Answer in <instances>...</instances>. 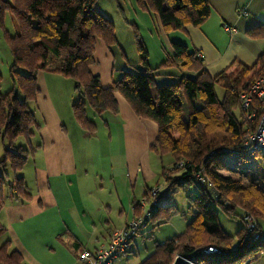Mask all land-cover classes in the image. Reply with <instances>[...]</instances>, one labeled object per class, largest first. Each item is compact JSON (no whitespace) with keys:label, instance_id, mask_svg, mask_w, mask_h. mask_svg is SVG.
<instances>
[{"label":"trees","instance_id":"obj_1","mask_svg":"<svg viewBox=\"0 0 264 264\" xmlns=\"http://www.w3.org/2000/svg\"><path fill=\"white\" fill-rule=\"evenodd\" d=\"M136 1L141 10L155 14L165 34L188 25L200 26L211 14L208 0ZM96 3L97 0H0V14L10 10L19 22V32L9 38L13 57L10 74L14 86L8 93L0 94V135L12 144L20 135L28 139L33 135V129L40 127L28 105L40 93L37 82L40 71L59 73L74 80L76 89L82 90V99L73 103V113L89 132L96 130V124L87 117V106L99 115L105 112L119 114L117 96L121 95L139 118L156 123L158 133L150 149L161 157L170 154L174 159L171 167H163L161 171L168 186L162 200L167 198L169 204L164 205L161 200L155 205L148 224L150 220H169L179 214L171 201L176 190L186 192L194 207V216L185 230L155 246L141 264H172L179 255L192 256L197 264H242L248 257L264 250L263 234L252 240L256 231L264 232V184L256 181L245 184L237 175L227 174L230 169L222 159L226 152L217 151L228 149L233 153L262 154L264 157V153L247 152L245 147L246 135L256 127L262 111L259 108L255 120L247 121L241 99V91L264 69V54L251 67L235 61L213 77L191 45L171 42L173 54L151 68L141 32L137 24L131 22L144 69L127 70L111 85L103 86L100 76L91 70L96 62L97 41L102 40L108 47L119 42L114 23L96 10ZM248 33L264 38V24ZM165 67H178L184 71L181 82L157 85V73ZM217 85L223 91L221 98L216 93ZM17 87L24 96L23 101ZM5 151L4 158L0 156V169L9 164L14 172L21 171L29 157L28 150ZM7 184L17 199L28 201L32 196L24 176L8 182L7 175L0 174V211L4 207ZM194 185H198V192L193 195ZM150 188L145 189L147 196ZM225 200L229 204L225 205ZM212 202L230 217L241 215L244 228L236 232L238 245L235 248L232 247V236L222 228ZM134 210L139 216L142 211L140 201L135 202ZM246 215L257 223L254 231L247 228ZM4 231L0 223V235ZM209 246H215L219 251L203 252ZM0 264H25L23 254L18 249H11V242L6 241L0 246Z\"/></svg>","mask_w":264,"mask_h":264},{"label":"rangeland","instance_id":"obj_2","mask_svg":"<svg viewBox=\"0 0 264 264\" xmlns=\"http://www.w3.org/2000/svg\"><path fill=\"white\" fill-rule=\"evenodd\" d=\"M131 6L139 8L136 0H97L96 10L114 23L115 33L119 42L118 45L108 47L102 40L98 39L97 41L95 52L97 62H95V65L93 64L94 66L92 65L91 70H93L94 74L101 73L104 79L109 76L112 70L115 71L114 79H116L127 70L135 71L136 67L139 70L144 69V65L141 62V52L138 50L133 37L131 22H133L135 16ZM143 12L149 17L148 11L141 10L140 13L143 14ZM149 18L151 23L156 22H153L154 20L151 17ZM150 29L151 32L156 34L155 26L152 25ZM150 31L149 29H144L143 36H145L149 46L152 48L153 55L154 45L152 46L150 43ZM18 32L19 22L15 15L10 10L0 14V94L8 93L14 86L10 74L13 57L9 48V38ZM175 32L185 33V29L165 34L164 46L168 49L172 47L171 42H178L175 41L176 36L173 35ZM156 41L155 38L154 44H156ZM198 56L203 58L200 52ZM22 72L26 71L23 70ZM183 75H185V72L180 69L165 68L158 71L155 79L156 84H178L181 82ZM37 82L40 93L37 99L29 101L28 105L34 111L36 120L41 127L44 126L46 121L48 130L58 133L61 129L66 134L67 139L73 142V155L67 165L59 166L57 172L58 174L63 172L62 176L50 175L49 172L47 174L51 179L50 184L58 202L56 203L55 199L54 203H50V200L44 196L38 176V167L43 166L42 152H32L43 141L40 129H33L34 133L28 139L25 136H18L12 144L8 140H3L0 135L1 159L4 158L6 149L17 151L19 148H25L29 152L25 167L21 171L14 172L9 164L0 169V174L7 175L8 182H12L16 177L24 176L29 193L32 194L28 201H22L12 196L13 193L7 184L4 190V207L0 211V223L5 228L3 234L0 235V246L6 241H10L11 249H18L23 253L26 264H34L33 261L29 262L28 254L30 259L33 254L35 256L42 255L40 247L43 245H51L57 248V255H60V252L64 254V247L66 246L64 245L63 247L60 243L68 237L67 231L69 228H76L71 217L73 216L77 220V215L83 211H89L101 191H103L104 195L108 194V190L115 188L120 190V193L122 191V181H112L110 179L109 167L112 164L108 156L115 147L112 144H108L110 134L106 130L104 122L105 120L114 121L115 119L120 122L119 117L116 116L117 114L105 112L99 115L91 107L87 106V117L96 124V130L89 132L78 123L73 113V103L77 102L79 98L82 99V90L76 89L74 80L59 73L40 71L37 75ZM215 89L218 97L221 98L223 94L222 88L217 85ZM16 90L20 100L23 101L22 92L18 87ZM124 103L132 111L127 102ZM183 104L188 115L185 98ZM150 123L156 127L154 122ZM114 140L116 142V139ZM149 153V156H145L143 159L141 172L138 173L133 184V190L139 200L144 195L145 191H141L145 182L152 184L159 178L158 181L150 186L151 188L165 183V176L161 171L163 167L168 166L171 160H174L170 154H166L168 160L165 159V156L160 157L154 150L150 149ZM61 157L62 154L58 151V158L60 159ZM102 157L103 159L100 160ZM222 159L230 169V171L226 172L227 174L237 175L245 184L251 181L259 182L261 185L264 184V157L262 154L226 152L222 155ZM172 164L173 162L168 167H171ZM102 170L105 172L104 174ZM192 192L193 195L198 192V185H194ZM185 193L182 189L176 190L171 198V201L174 202L172 204L179 210V214L169 220H150L149 224L141 228L135 235L133 251L121 256L113 264H141L153 252L155 246L181 234L194 216V207L191 206ZM40 199L43 204H38ZM64 201L70 203L73 207L65 206ZM162 203L168 205V199L164 198ZM212 204L217 211L222 228L227 234L232 236V247L235 248L238 245L236 232L244 228L241 215L238 213L237 216L230 217L214 202ZM116 206L117 204L112 205V210L108 217L115 222H121L123 225L126 213L121 214L120 211L118 212ZM142 212H140V215ZM139 216H136V214L132 215V218L126 225H123V228ZM255 255L248 257L242 264L246 262L248 264L254 259L264 261V254L253 258ZM52 262L62 264L61 258Z\"/></svg>","mask_w":264,"mask_h":264},{"label":"crops","instance_id":"obj_3","mask_svg":"<svg viewBox=\"0 0 264 264\" xmlns=\"http://www.w3.org/2000/svg\"><path fill=\"white\" fill-rule=\"evenodd\" d=\"M208 2L211 6V14L207 20L200 26H186L185 33H173L176 36L175 41L188 43L192 48L200 52L203 55L205 69L213 77L235 61H240L248 67L253 66L258 58L264 54V38L252 37L248 31L264 24V0H208ZM132 11L135 16L133 23L137 24L149 53L148 66L155 68L173 54L172 47L168 49L164 46L165 33L162 31L155 14L148 12L149 17L154 20L153 22L156 21L151 23L148 15L144 12L143 14L145 15L141 14V10L139 11L137 6L132 7ZM152 25L155 26L156 34L150 31ZM226 27L231 29L227 31ZM144 29H149L150 31V43L152 46L154 45L153 55L152 48L149 46L145 36H143ZM155 38L157 40L156 44H154ZM160 41H162L161 44ZM165 68L179 69L178 67ZM95 74L100 76L103 86H109L115 80L114 70L105 79L101 73ZM117 97L120 104V112L116 116L119 117L120 122L118 119L114 121L105 120L104 122L106 130L110 134L108 144H112L115 147L108 156L112 164L109 167L110 179L112 181H122L121 193L116 188L108 190L107 195H104L103 191H101L89 211H83L79 215L76 214L77 220L73 216L71 217L76 228H69L67 231L68 237L60 243L61 246H66L64 247V254L60 252V255H57V248L51 245H43L40 247L42 255L35 256L33 254L30 259L28 254L29 262L33 261L34 264H55L52 261L61 258L62 264H78L77 255L82 248L95 251L99 246L108 244L113 232L126 225L132 215H134V204L141 199L139 200L136 196L133 184L136 176L141 172L143 159L150 154V146L157 137L158 128L155 122L156 127L150 123L153 121L139 118L121 95ZM124 102H127L132 111L128 109ZM39 129L43 141L37 145L35 151L42 152L43 166L38 167L40 187L44 196L50 200V203H54L55 199L56 203H58L56 194L50 184L51 179L47 174L48 172L50 175L55 176L64 174L63 172L58 174L57 171L60 165H67L72 158L73 142L67 139L68 137L61 129L58 133L48 130L46 121L44 126L41 127L40 125ZM114 139H116V142ZM58 151L62 154L60 159L58 158ZM164 156L165 159H168L167 155ZM102 159L103 157L100 160ZM172 162L171 160L168 166ZM158 180L159 178L156 181ZM152 184L145 182L141 192L145 191L146 187L152 186ZM39 203L43 204V201L40 199L38 200ZM63 203L65 206L73 207L66 201ZM113 204H117L118 212L120 211L121 214L126 213L123 225L121 222H115L108 217ZM249 264H264V261L254 259Z\"/></svg>","mask_w":264,"mask_h":264},{"label":"built area","instance_id":"obj_4","mask_svg":"<svg viewBox=\"0 0 264 264\" xmlns=\"http://www.w3.org/2000/svg\"><path fill=\"white\" fill-rule=\"evenodd\" d=\"M230 29V27H226L227 31ZM200 55L202 56L201 53ZM241 99L247 121L253 122L259 108L262 111L258 124L246 135L245 147L247 152L260 151L264 153V69L260 70L257 76L241 91ZM217 152L231 151L228 149H220ZM180 165H182V163H180ZM200 179L202 183H206L205 179ZM167 189L168 186L164 183L150 188L148 190V196L144 192L140 200L143 211L141 215L124 228L122 227L115 230L108 244L99 246L95 251L82 248L77 255L78 264H113L121 256L132 252L135 245V235L141 228L148 225V219L153 212L154 206H157L161 202L162 195ZM148 197H150V200H148ZM224 202L225 204H229L228 200ZM245 221L249 230L254 231L256 229L257 223L251 216L246 215ZM262 234L263 233L260 231H256L252 236V240L261 238ZM203 252L212 254L218 252V249L215 246H209L207 249H204ZM260 254H264V251H260L253 258Z\"/></svg>","mask_w":264,"mask_h":264},{"label":"water","instance_id":"obj_5","mask_svg":"<svg viewBox=\"0 0 264 264\" xmlns=\"http://www.w3.org/2000/svg\"><path fill=\"white\" fill-rule=\"evenodd\" d=\"M172 264H197L192 256H177Z\"/></svg>","mask_w":264,"mask_h":264}]
</instances>
